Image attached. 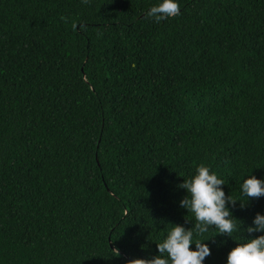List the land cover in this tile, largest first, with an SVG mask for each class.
<instances>
[{
    "label": "trees",
    "instance_id": "trees-1",
    "mask_svg": "<svg viewBox=\"0 0 264 264\" xmlns=\"http://www.w3.org/2000/svg\"><path fill=\"white\" fill-rule=\"evenodd\" d=\"M156 2L0 0V264L158 255L201 163L242 228L264 214L239 196L264 178V0H178L160 23ZM204 237L225 264L235 242Z\"/></svg>",
    "mask_w": 264,
    "mask_h": 264
},
{
    "label": "clouds",
    "instance_id": "clouds-1",
    "mask_svg": "<svg viewBox=\"0 0 264 264\" xmlns=\"http://www.w3.org/2000/svg\"><path fill=\"white\" fill-rule=\"evenodd\" d=\"M180 11L178 0H157L148 8L145 18L160 23L180 15ZM223 185L225 181L209 166L202 163L197 165L178 185L185 192L179 207L188 213L185 223L190 221L191 227L169 224L163 239L156 243L158 255L131 259L127 264H203L210 255L205 243L209 238L204 237L210 229H215L219 235H227L235 242L225 264H264V214L256 213L251 226L242 228L226 206L239 200L226 196ZM239 196L245 200L264 197V178L257 179L252 174L244 177L239 186ZM243 232L248 234V238L233 235ZM255 233L260 235L253 236ZM190 245H194V249H190Z\"/></svg>",
    "mask_w": 264,
    "mask_h": 264
}]
</instances>
